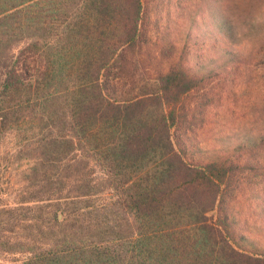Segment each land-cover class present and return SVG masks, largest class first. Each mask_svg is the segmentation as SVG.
Returning a JSON list of instances; mask_svg holds the SVG:
<instances>
[{"label":"trees","instance_id":"obj_1","mask_svg":"<svg viewBox=\"0 0 264 264\" xmlns=\"http://www.w3.org/2000/svg\"><path fill=\"white\" fill-rule=\"evenodd\" d=\"M147 1L0 0V141L36 130L43 185L0 209V258L264 264L232 205L238 172L264 168V136L245 140V163L201 156L194 129L208 98L190 110L185 99L212 73L169 43L165 68L138 65ZM72 155L82 174L77 193L63 196L56 175Z\"/></svg>","mask_w":264,"mask_h":264},{"label":"rangeland","instance_id":"obj_2","mask_svg":"<svg viewBox=\"0 0 264 264\" xmlns=\"http://www.w3.org/2000/svg\"><path fill=\"white\" fill-rule=\"evenodd\" d=\"M146 5V35L139 56L143 61L138 65L145 64L143 69L150 72L165 68L169 58L162 59L161 52L169 43L179 53L186 51L188 66L212 73L203 89L185 99L190 110L208 98L200 113L203 119L194 129L200 154L247 162L245 140L264 136V0H148ZM35 131L13 130L0 141V209L40 193ZM77 162L72 155L71 165L56 175L65 177L59 191L63 196L77 193L82 174ZM236 176L239 189L232 205L246 233L264 248V168L241 170ZM23 257L5 253L0 264H17L15 259Z\"/></svg>","mask_w":264,"mask_h":264},{"label":"water","instance_id":"obj_3","mask_svg":"<svg viewBox=\"0 0 264 264\" xmlns=\"http://www.w3.org/2000/svg\"><path fill=\"white\" fill-rule=\"evenodd\" d=\"M59 217L62 219L63 214L61 212H59Z\"/></svg>","mask_w":264,"mask_h":264}]
</instances>
